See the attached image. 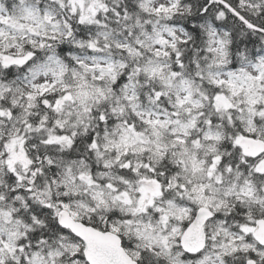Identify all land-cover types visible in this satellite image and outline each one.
<instances>
[{
	"label": "snow or ice",
	"instance_id": "6c2138e0",
	"mask_svg": "<svg viewBox=\"0 0 264 264\" xmlns=\"http://www.w3.org/2000/svg\"><path fill=\"white\" fill-rule=\"evenodd\" d=\"M0 264H264V0H0Z\"/></svg>",
	"mask_w": 264,
	"mask_h": 264
}]
</instances>
